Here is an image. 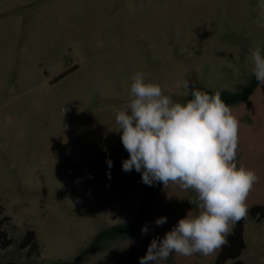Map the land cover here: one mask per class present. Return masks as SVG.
Masks as SVG:
<instances>
[{
	"label": "rangeland",
	"instance_id": "obj_1",
	"mask_svg": "<svg viewBox=\"0 0 264 264\" xmlns=\"http://www.w3.org/2000/svg\"><path fill=\"white\" fill-rule=\"evenodd\" d=\"M259 2L0 0V219L8 218L1 229L11 239L0 264H139L153 238L198 214L193 190L154 189L141 173L123 171L129 153L116 112L133 99L138 72L174 102L189 97L186 80L190 88L195 81L200 90L243 92L254 76L250 49L264 56ZM230 107L239 120L237 167L258 176L239 259L264 264V221L249 216L264 205V85ZM148 191L147 234L142 226L88 250L104 229L132 223ZM161 216L167 223L157 226ZM28 230L36 247L20 249ZM219 249L173 253L166 264H213Z\"/></svg>",
	"mask_w": 264,
	"mask_h": 264
},
{
	"label": "clouds",
	"instance_id": "obj_2",
	"mask_svg": "<svg viewBox=\"0 0 264 264\" xmlns=\"http://www.w3.org/2000/svg\"><path fill=\"white\" fill-rule=\"evenodd\" d=\"M257 24L264 27V0L258 4ZM252 73L264 85V56L261 48L250 49ZM186 80V102H174L160 85L146 82L145 73L132 77L133 99L116 112L117 132L129 153L123 171L141 173L144 184H176L193 190L189 200L199 212L188 214L165 235L151 240L139 264H166L169 256L208 255L225 242L230 223L247 214L246 199L258 181L254 170L237 167L239 120L220 92L209 94L196 82ZM109 167L112 162L108 161ZM167 223L158 217L157 226ZM149 228L143 226L141 233Z\"/></svg>",
	"mask_w": 264,
	"mask_h": 264
},
{
	"label": "trees",
	"instance_id": "obj_3",
	"mask_svg": "<svg viewBox=\"0 0 264 264\" xmlns=\"http://www.w3.org/2000/svg\"><path fill=\"white\" fill-rule=\"evenodd\" d=\"M258 82L253 76L248 87L240 93H232L228 91H218L221 93L222 100L229 106L236 105L248 98V96L253 92ZM202 91L211 94L215 92L203 89ZM188 99H191L189 96L184 102ZM183 102V103H184ZM159 182L154 184V189L157 187ZM152 191H148L145 195L140 209L138 211L136 219L130 224H119L112 226L108 229H104L99 234H97L90 244L88 250L96 247L98 244L104 241L114 240L116 238H126L134 235L146 222L148 217V202L151 196ZM2 206L0 205V214L2 213ZM249 216L256 222L264 221V205H254L249 209ZM4 220L8 218L3 217L0 219V248L5 249L11 244V239L7 236V233L1 229V225ZM245 219L242 218L239 221L235 222L230 228L228 234L225 237V242L220 246V249L217 253V256L213 264H245L239 259L242 251L245 249V242L243 237ZM36 247V237L35 232L32 230L26 231L22 240L19 243L20 249H34ZM79 259H76L73 262H58L56 264H78ZM14 264V263H6Z\"/></svg>",
	"mask_w": 264,
	"mask_h": 264
}]
</instances>
